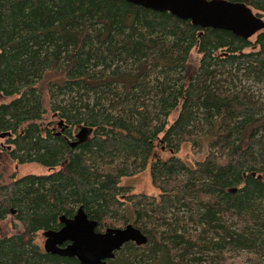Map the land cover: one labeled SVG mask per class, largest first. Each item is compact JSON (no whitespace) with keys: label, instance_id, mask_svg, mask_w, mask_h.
Returning a JSON list of instances; mask_svg holds the SVG:
<instances>
[{"label":"trees","instance_id":"trees-1","mask_svg":"<svg viewBox=\"0 0 264 264\" xmlns=\"http://www.w3.org/2000/svg\"><path fill=\"white\" fill-rule=\"evenodd\" d=\"M229 1L264 17V0ZM45 81L59 132L43 121ZM0 96V150L47 170L0 174V220L12 208L21 225L0 235V264H80L35 242L78 207L96 230L129 222L147 237L105 264H264V31L244 39L126 0H0ZM204 140L194 165L174 155ZM147 167L157 196L120 185Z\"/></svg>","mask_w":264,"mask_h":264},{"label":"water","instance_id":"water-1","mask_svg":"<svg viewBox=\"0 0 264 264\" xmlns=\"http://www.w3.org/2000/svg\"><path fill=\"white\" fill-rule=\"evenodd\" d=\"M155 11L169 12L193 25L202 28L229 31L244 39H249L264 30V18L258 16L251 7L242 2L229 0H126ZM63 122L59 121L61 125ZM87 130L81 129L77 140L81 142ZM62 224L57 230L44 231L43 250L50 254L76 258L80 264H105L116 251L128 242L143 245L146 235L133 224L123 227H107L96 230L97 221L90 219L82 207H78L72 217L62 214ZM67 245L62 246L63 243Z\"/></svg>","mask_w":264,"mask_h":264},{"label":"rangeland","instance_id":"rangeland-1","mask_svg":"<svg viewBox=\"0 0 264 264\" xmlns=\"http://www.w3.org/2000/svg\"><path fill=\"white\" fill-rule=\"evenodd\" d=\"M254 38L255 35H253L250 39L254 40ZM198 58L199 55L196 53L195 48L192 49L190 54V61L192 63H196ZM50 77H52V75H50L48 78ZM242 82L244 83L246 88L249 87L256 94H259L260 86L255 84L252 80H248V79L246 80L242 78ZM40 86L42 91L43 106L45 109L43 115V121L44 123L47 124H49L51 121L54 122V127H53L54 131L59 132L61 129V125L59 124L60 120L57 117H55L53 113H51L49 90H47V81L41 83ZM61 98L62 97L60 96L57 98V100L59 101ZM8 100L9 98L0 96V102H6ZM179 106L175 108L170 114L168 119L170 123L176 118L179 111ZM206 152H207V142L204 140L202 144L195 147H193L189 143H184L174 155L184 160L189 165H194L195 162L200 161L204 158ZM159 154L161 155L162 158H168L171 155L168 151L160 152V150H159ZM46 172L47 170L45 168H43L42 166L36 163L18 164L6 153L5 150L2 151L0 150V174H1L2 183H8L12 178H19L23 175H27V174L40 175ZM119 183L120 185L127 187L128 190L132 193H144L149 196H157L159 194V190L155 188L151 183L149 167L131 176L121 178ZM20 229H21V225L17 222V220L13 217L12 214H8L2 221H0V234L9 235L14 231ZM35 242L38 243L41 247L43 246L44 236L42 234V231H39L36 234Z\"/></svg>","mask_w":264,"mask_h":264},{"label":"flooded vegetation","instance_id":"flooded-vegetation-1","mask_svg":"<svg viewBox=\"0 0 264 264\" xmlns=\"http://www.w3.org/2000/svg\"><path fill=\"white\" fill-rule=\"evenodd\" d=\"M3 135H5V133L2 134V136H3ZM9 211H10V212H9L8 214H12L13 216L15 215V210H14V209L10 208ZM8 214H7V215H8ZM7 215H6V216H7ZM73 215H74V214H73ZM60 216H61V215H60ZM60 216H59V217H60ZM71 217H72V216H71ZM2 220H3V219H2ZM2 220H0V221H2ZM59 223H60V221H59ZM60 224H61V223H60ZM61 225H62V224H61ZM61 225H60V227H61ZM60 227H59V228H60ZM59 228H58V229H59ZM105 229H106V228H105ZM46 230H48V229H46ZM46 230H43V231H42V234H43L44 231H46ZM53 230H57V229H53ZM0 235H5V234H0ZM43 236H44V234H43ZM44 241H45V236H44ZM67 243H68V242L63 243L62 246L67 245ZM43 244H44V242H43ZM138 246H140V245H138ZM42 249H43V246H42ZM47 253H48V252H47Z\"/></svg>","mask_w":264,"mask_h":264}]
</instances>
